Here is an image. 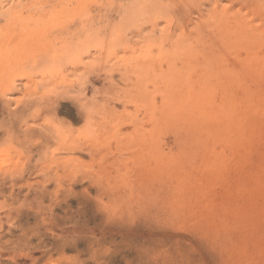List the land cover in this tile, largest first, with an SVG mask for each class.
<instances>
[{"label":"rangeland","instance_id":"obj_1","mask_svg":"<svg viewBox=\"0 0 264 264\" xmlns=\"http://www.w3.org/2000/svg\"><path fill=\"white\" fill-rule=\"evenodd\" d=\"M0 264H264V0H0Z\"/></svg>","mask_w":264,"mask_h":264},{"label":"bare ground","instance_id":"obj_2","mask_svg":"<svg viewBox=\"0 0 264 264\" xmlns=\"http://www.w3.org/2000/svg\"><path fill=\"white\" fill-rule=\"evenodd\" d=\"M159 2V1H158ZM217 6V5H216Z\"/></svg>","mask_w":264,"mask_h":264}]
</instances>
